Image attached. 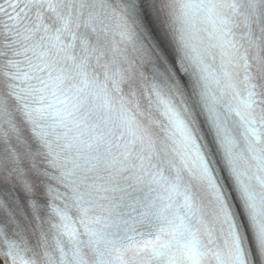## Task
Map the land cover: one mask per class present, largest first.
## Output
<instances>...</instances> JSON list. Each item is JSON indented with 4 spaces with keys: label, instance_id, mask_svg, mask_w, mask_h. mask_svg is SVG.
<instances>
[{
    "label": "snow or ice",
    "instance_id": "snow-or-ice-1",
    "mask_svg": "<svg viewBox=\"0 0 264 264\" xmlns=\"http://www.w3.org/2000/svg\"><path fill=\"white\" fill-rule=\"evenodd\" d=\"M0 264H264V0H0Z\"/></svg>",
    "mask_w": 264,
    "mask_h": 264
}]
</instances>
